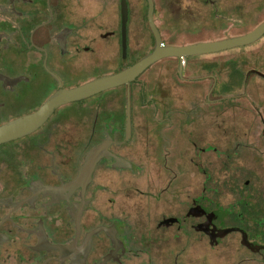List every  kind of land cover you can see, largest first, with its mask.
I'll list each match as a JSON object with an SVG mask.
<instances>
[{
	"label": "rangeland",
	"instance_id": "rangeland-1",
	"mask_svg": "<svg viewBox=\"0 0 264 264\" xmlns=\"http://www.w3.org/2000/svg\"><path fill=\"white\" fill-rule=\"evenodd\" d=\"M153 1L155 24L165 45L234 38L264 22V0ZM127 3L129 50L125 52L120 44V0H76L81 46L88 58L82 62L76 84L116 73L123 63L154 49L147 0ZM1 57L0 74L12 77L26 72L21 63L13 61L11 49ZM185 60L181 70L178 58L157 61L131 86L133 133L126 152L136 171L99 174L97 207L129 219L136 247L152 229L162 240L161 251L165 240L178 235L180 241L184 235V245L180 241L164 249L168 255H179L178 264H264V254H250L237 233L209 246L195 229L204 220L210 200L213 207L231 211L222 225H230L239 215L252 238L264 244L262 219H250L243 213L245 208L256 209L260 202L264 208V35L242 47ZM141 84L144 96L139 91ZM3 88L0 82V90ZM39 89H34L30 102L19 110H1V123L14 118V111L39 105L43 101ZM126 106L124 88L77 106H63L61 117L66 125L59 129L70 143L85 139L83 125H91L95 115L102 117ZM66 154L77 158L76 152ZM247 181L249 185L244 187ZM165 216L185 220L184 228L176 234L160 232V237L157 224ZM190 235L192 239L187 238ZM142 260L130 258L128 264H141Z\"/></svg>",
	"mask_w": 264,
	"mask_h": 264
},
{
	"label": "flooded vegetation",
	"instance_id": "flooded-vegetation-1",
	"mask_svg": "<svg viewBox=\"0 0 264 264\" xmlns=\"http://www.w3.org/2000/svg\"><path fill=\"white\" fill-rule=\"evenodd\" d=\"M76 5V0H0V54L11 49L13 61L26 68V72L17 76L0 74L4 85L3 91L0 90V116L1 110H19L28 104L35 88H40L38 95L43 97L32 109L14 111L15 117L4 124L36 111L59 90L81 85L76 83L82 62L88 58L84 57L81 46ZM120 44H123L122 29ZM118 88H124L126 98L128 92L131 98V85L113 88L102 95ZM76 103L67 105L77 106ZM63 108L55 110L37 129L0 144L3 145L0 147V264H128L130 258L136 257L144 259L141 264H178L179 255H168L165 250L180 241L184 245V235L180 241L178 235L171 241L165 240L161 251L162 240H158L152 229L148 234L145 232L141 237L144 242L136 247L137 238L135 243L129 219L113 212L104 213L97 207L96 195L101 190L96 181L99 174L136 171L126 152L132 138L131 135L126 140L127 106L102 117L95 115L90 128L83 125L84 130L87 128L86 138H78L73 144L59 129L61 124L66 125L61 117ZM4 124L0 121V126ZM78 128L82 130L81 124ZM108 140L111 142L92 170L85 171L88 157ZM69 151L76 152L77 158L76 154H66ZM71 162L73 165L66 170ZM205 211L204 220L195 229L202 233L200 239L207 245H217L237 233L239 242L250 254H264V244L252 238L242 220L241 225L236 222L222 225L231 217V211L213 207L210 200ZM215 211L227 213L210 222L209 233L198 230L196 227L205 224ZM184 222L175 216H165L158 222L156 233L160 237V232L176 234L184 228ZM232 228L237 229L226 235L217 234Z\"/></svg>",
	"mask_w": 264,
	"mask_h": 264
},
{
	"label": "water",
	"instance_id": "water-1",
	"mask_svg": "<svg viewBox=\"0 0 264 264\" xmlns=\"http://www.w3.org/2000/svg\"><path fill=\"white\" fill-rule=\"evenodd\" d=\"M121 2V25H122V39L123 47L126 48V32L127 23L129 18V8L127 0H120ZM148 2V23L149 27L155 38V48L152 53L148 56L142 58L133 65L119 71L116 73L100 76L94 80L83 83L76 87L61 89L52 95L41 107L36 111L22 115L17 119L10 121L4 125L0 126V144L6 143L8 141L17 139L42 125L58 108L84 100L98 94H101L110 89L122 86L130 85L132 81L140 77L153 63L167 59V58H182L187 56L216 53L225 50H230L237 47H242L251 44L261 38L264 35V22L258 25L254 30L234 38H228L220 41L205 42V43H190L186 45H163V40L161 37L160 30L155 24L154 14L155 5L153 0H147ZM182 65L180 66V70ZM131 98L130 93L127 95V122H126V140L130 139L132 135V121H131ZM111 141H106L98 147V149L93 152L88 157V162L86 163L88 167L85 171H91L94 162L100 157V154L106 150L107 146ZM89 168V169H88ZM88 172V175L90 174ZM88 177V176H86ZM226 211H215L208 216V220L205 224H201L197 227L198 230L207 231L210 222L213 219L223 217ZM205 229V230H204ZM237 228L224 229L220 231V236L226 235ZM244 240H246V233L242 230Z\"/></svg>",
	"mask_w": 264,
	"mask_h": 264
},
{
	"label": "trees",
	"instance_id": "trees-1",
	"mask_svg": "<svg viewBox=\"0 0 264 264\" xmlns=\"http://www.w3.org/2000/svg\"><path fill=\"white\" fill-rule=\"evenodd\" d=\"M148 20V19H147ZM155 40V39H154ZM156 43V42H155ZM186 45V44H185ZM122 49H124V47H123V44H122V46H121V50ZM128 50H129V48H128V44H126V48L124 49V51L125 52H128ZM152 52V51H151ZM150 52V53H151ZM149 53V54H150ZM148 54V55H149ZM148 55H146V56H148ZM146 56H144V57H146ZM144 57H141L140 59H137V60H134V61H130V62H128V63H123L122 64V67L118 70V71H116V72H119V71H121V70H123V69H125V68H127V67H129V66H131V65H133L134 63H136V62H138L139 60H141L142 58H144ZM179 60V59H178ZM241 79V78H240ZM140 82V80H139V77L137 78V79H135L134 81H132L131 83H130V85L131 86H133V85H137L138 83ZM111 90V89H110ZM139 91H141V94H142V96H144V93H145V88H144V85L143 84H141V89L139 88ZM102 95V93L101 94H98V95H96V96H93V97H91V98H89V99H92V98H95V97H99V96H101ZM86 100H88V98L87 99H84V100H80V101H77V105H79V104H81V103H83L84 101H86ZM123 124H125V122L123 123ZM124 128V127H123ZM122 134H123V136L125 135V130L123 129V131H122ZM248 185L249 184H245L244 185V187L246 186V187H248ZM258 203H259V201H258ZM243 213H248V215H249V218L250 219H258V220H261V223L262 224H264V208H263V202H262V204H261V202L258 204V206H257V208L255 209V207H252V208H245V210H244V212ZM240 217H239V215H237L236 216V218H234L233 217V222H236V224H240L241 225V223H240ZM259 222V224H260V221H258ZM261 224V225H262ZM264 241V240H263Z\"/></svg>",
	"mask_w": 264,
	"mask_h": 264
},
{
	"label": "built area",
	"instance_id": "built-area-1",
	"mask_svg": "<svg viewBox=\"0 0 264 264\" xmlns=\"http://www.w3.org/2000/svg\"><path fill=\"white\" fill-rule=\"evenodd\" d=\"M185 59H186V57H182V58L179 59L181 65H182V64H183V65L185 64V61H186Z\"/></svg>",
	"mask_w": 264,
	"mask_h": 264
},
{
	"label": "crops",
	"instance_id": "crops-1",
	"mask_svg": "<svg viewBox=\"0 0 264 264\" xmlns=\"http://www.w3.org/2000/svg\"><path fill=\"white\" fill-rule=\"evenodd\" d=\"M120 5H121V2H120ZM168 59V58H167Z\"/></svg>",
	"mask_w": 264,
	"mask_h": 264
}]
</instances>
